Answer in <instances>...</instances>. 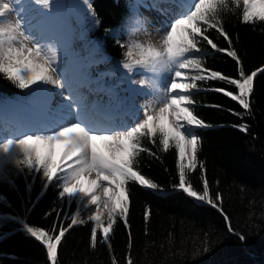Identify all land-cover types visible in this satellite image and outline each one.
Masks as SVG:
<instances>
[{"label":"snow or ice","instance_id":"1","mask_svg":"<svg viewBox=\"0 0 264 264\" xmlns=\"http://www.w3.org/2000/svg\"><path fill=\"white\" fill-rule=\"evenodd\" d=\"M75 7L82 19L99 22L90 0H79ZM141 8L162 17L156 28L159 46L134 39L141 33L148 34ZM128 9L129 15L113 36L124 49L116 69L120 82L127 87L120 91L144 97L143 103L130 107L117 91L120 85L106 79L114 73L86 71L91 64L99 63L94 59L95 48H85L72 70L68 57L74 52L76 29L56 0H0V78L22 94L8 107H0V182L15 186L5 174V164L14 165L17 175L27 169L25 179L28 174L33 179L40 175L41 196L54 187L58 200L69 209L67 227L62 223L58 227L54 221L50 230L9 217L18 220L23 231L44 247L49 264H58V248L75 225L90 222V247L95 249L100 243L111 250L118 221L129 229V254L125 259L126 264H134L128 186L159 188L137 166L141 153L155 155L144 146V139L158 143L165 152L174 147L178 172L174 188L219 211L227 231L241 241L246 239L233 228L223 211L222 195L211 192L205 165L198 161L201 138L196 130L210 125L195 113L192 95L204 90L201 82L219 80L236 91L223 87L213 91L230 97L244 110L250 109L254 78L264 74V66L245 72L224 28L223 16L241 9L242 23H264V0H129ZM213 30L228 47L221 48L210 38ZM208 46L235 61L238 78L206 67ZM234 114L243 118V113ZM238 127L242 132L248 130L246 124ZM198 168L202 191L189 180V174ZM28 187L30 191L31 184ZM3 199L0 197V202ZM149 216L145 211L146 221ZM204 244L207 253V242ZM111 259L112 264H119L115 255Z\"/></svg>","mask_w":264,"mask_h":264},{"label":"trees","instance_id":"2","mask_svg":"<svg viewBox=\"0 0 264 264\" xmlns=\"http://www.w3.org/2000/svg\"><path fill=\"white\" fill-rule=\"evenodd\" d=\"M78 1L56 0L63 7H73L81 39L100 44L106 56L120 61L124 49L117 44L113 32L121 29L129 15V0H90L98 23L78 15ZM240 11L225 13L223 23L245 72L251 73L264 66V23L244 24L239 19ZM209 35L219 47H228L214 30ZM124 39L122 35L121 40ZM204 62L211 70L238 78L235 61L210 46ZM217 87L236 91L234 86L216 80L201 82L200 88L204 90L192 95L195 113L210 125L196 130L201 138L198 161L205 165L211 192L222 195L223 211L233 228L246 239L241 241L227 231L219 211L174 188L178 183L174 147L165 152L158 143L144 139V146L155 155L141 153L137 166L159 188L128 186L130 254L134 264H264V74L258 73L254 78L249 110L212 90ZM21 95L10 82L0 78V105L8 97ZM234 113H243V118ZM241 124L247 125V132L239 130ZM4 171L15 186L0 182V197L4 198L0 202V264H49L44 247L23 231L18 220L9 217L50 230L54 221L58 227L61 223L67 227L69 209L58 200L54 187L50 186L41 196L39 174L35 179L28 174L25 179L27 169L17 175L18 170L10 164H5ZM200 176L199 168L189 174L197 191H202ZM71 208H75L74 204ZM145 211L150 212L147 221ZM90 233V222L68 229L58 248V264H112V255L119 264H126L129 229L121 221L114 228L111 250L100 243L91 248ZM205 241L207 253L203 251Z\"/></svg>","mask_w":264,"mask_h":264},{"label":"rangeland","instance_id":"3","mask_svg":"<svg viewBox=\"0 0 264 264\" xmlns=\"http://www.w3.org/2000/svg\"><path fill=\"white\" fill-rule=\"evenodd\" d=\"M79 2V1H78ZM146 2H151V0H146ZM73 7H69L68 5L63 7V10L67 12L70 15L71 21L73 23L74 29H76L75 33V39L74 43L72 45L74 52H70L68 57V63L71 65L73 69L76 67V60L78 59V55L85 49V48H95L96 54L94 59L99 61V63L91 64L90 66L94 68L97 71H100L102 73L111 72L114 73L113 75L107 76L106 79L109 83H116L119 84L120 87L117 89V91L120 93V96L125 98V106L130 107L133 103L136 105L141 104V102L138 100L139 96H132L129 92H123L120 91L121 88H126V84H122L119 80L120 72L117 71L116 65L117 63L110 59L109 57L105 56L103 54V49L100 44H92L89 43L86 40L81 39L80 37V30L78 29L75 15L72 9ZM141 16L146 19V27H147V33H148V27L152 24H155L158 19H162V17H158V14L155 11H148L144 8L140 9ZM159 24V23H158ZM160 26V25H159ZM134 39L138 40L139 42L148 44L152 43L151 39L148 34L141 33L134 37ZM153 44V43H152ZM136 79H140L139 76L135 77ZM136 87V86H134ZM15 101L18 99L13 98ZM8 100V99H6ZM75 207V204H74ZM83 215V213H82Z\"/></svg>","mask_w":264,"mask_h":264},{"label":"bare ground","instance_id":"4","mask_svg":"<svg viewBox=\"0 0 264 264\" xmlns=\"http://www.w3.org/2000/svg\"><path fill=\"white\" fill-rule=\"evenodd\" d=\"M159 27V24L158 22L156 21L155 24H152L148 27V35L151 39V42L156 45V46H159V35L157 34L156 32V28ZM76 69V67H75ZM75 69L72 68L73 71H75ZM87 72L89 73H92V74H95V73H102L100 71H97L95 70L94 68H92L91 66H89L87 69H86ZM105 99H107V97H105ZM138 100L143 103L144 102V97L142 96H139ZM13 102H15V100L13 99H10L6 102V104L4 105V108L8 107L10 104H12Z\"/></svg>","mask_w":264,"mask_h":264}]
</instances>
